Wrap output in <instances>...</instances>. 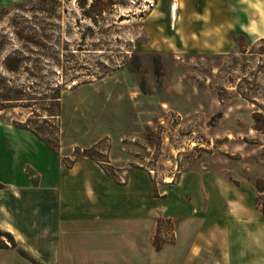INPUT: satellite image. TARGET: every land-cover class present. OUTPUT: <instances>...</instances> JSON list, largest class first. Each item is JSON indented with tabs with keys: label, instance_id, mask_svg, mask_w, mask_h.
<instances>
[{
	"label": "rangeland",
	"instance_id": "1",
	"mask_svg": "<svg viewBox=\"0 0 264 264\" xmlns=\"http://www.w3.org/2000/svg\"><path fill=\"white\" fill-rule=\"evenodd\" d=\"M93 1L0 0V75L48 94L31 107L0 96V230L14 242L1 240L31 257L6 228L31 240L45 220L55 242L58 209L42 213L56 202L40 175L45 185L59 160L95 163L128 186L129 204L140 193L153 224L154 246H131L128 264H264V0H241L242 35L227 53L191 50L194 0H178L175 19V0ZM16 51L30 58L11 73L4 61ZM35 65L42 79L28 73ZM0 264L30 261L2 250Z\"/></svg>",
	"mask_w": 264,
	"mask_h": 264
},
{
	"label": "crops",
	"instance_id": "2",
	"mask_svg": "<svg viewBox=\"0 0 264 264\" xmlns=\"http://www.w3.org/2000/svg\"><path fill=\"white\" fill-rule=\"evenodd\" d=\"M240 2L194 0L195 11L200 15L192 20L191 50L227 53L235 49L242 35L237 14L241 11ZM49 177L51 181L44 185L45 175L41 174L37 186H46L45 196L56 202L54 206L45 204L42 207L43 214L48 209H58L53 226L55 242L50 241V228L43 220L42 231L31 240L16 233L13 227L6 228L13 232L17 243L29 252L32 260L13 245H0V251L12 250L30 264H36L33 260L39 264H128L129 254L127 256L125 251L129 253L131 246L140 249L146 238L154 246L152 238L147 236L152 233L153 224L147 230L140 193H134L132 204H129L128 186L117 183L97 164L92 163L87 168L81 162L70 170L59 160L58 173ZM4 185L23 189L14 187L13 183ZM22 186H29V183ZM84 229L93 231L95 236L90 239L82 236Z\"/></svg>",
	"mask_w": 264,
	"mask_h": 264
},
{
	"label": "trees",
	"instance_id": "3",
	"mask_svg": "<svg viewBox=\"0 0 264 264\" xmlns=\"http://www.w3.org/2000/svg\"><path fill=\"white\" fill-rule=\"evenodd\" d=\"M97 2V0L93 1V4H95ZM28 3H34L31 1H25V2H18L16 4L17 7H23L25 5H27ZM46 0H39V4H45ZM30 33V32H29ZM18 36L21 39L27 40L31 43H35L39 45V40H36V37L33 38V36H30V34H24V31H18L17 32ZM262 40L264 41V37L262 38ZM239 42H240V38H239ZM1 47V46H0ZM30 56H24L20 51H16L13 52L11 54H9L4 61V68L11 73H18L19 71L22 70V61L29 59ZM28 73H30V75L33 78H40L42 79V71H43V67L39 66V65H35L33 67L27 68ZM59 89H56V91H58ZM2 91V92H1ZM37 91H31V93H27L25 91V89H21L19 87H17L16 85L12 84V81L10 79H8L7 77L1 76L0 75V96L3 97L2 101H11L8 103H25V104H11L13 106H17V105H24L27 107H31L34 104H41L40 100H45L46 98H48V94H44L45 96H41V97H37L36 95ZM43 95V94H41ZM53 103H52V110L50 109L49 114L52 116L53 119H59V116L61 114V102H60V96H59V92L57 94L53 95ZM45 104V103H44ZM45 110H48L47 108H45ZM58 122V120H57ZM56 126L58 127V124H56ZM31 131L37 135L38 137H40L43 141H45L47 143V145L49 147H51L53 150L57 151V146L54 145L51 141V137H49V135L47 133H45L39 126L37 127H31ZM259 191L264 192V188H259ZM262 204V208L261 211L264 214V202L261 203ZM2 235H7L10 236L11 241L14 242L13 237L11 235L10 232H3L0 230V236ZM0 245L1 246H5L3 240H0ZM21 254L24 255L25 257L32 259L29 255H27L24 251H21Z\"/></svg>",
	"mask_w": 264,
	"mask_h": 264
},
{
	"label": "bare ground",
	"instance_id": "4",
	"mask_svg": "<svg viewBox=\"0 0 264 264\" xmlns=\"http://www.w3.org/2000/svg\"><path fill=\"white\" fill-rule=\"evenodd\" d=\"M178 10V1L175 0L172 5L173 18L175 19Z\"/></svg>",
	"mask_w": 264,
	"mask_h": 264
}]
</instances>
